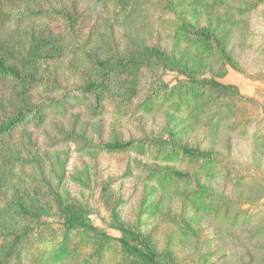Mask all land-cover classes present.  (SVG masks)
<instances>
[{
	"label": "rangeland",
	"instance_id": "rangeland-1",
	"mask_svg": "<svg viewBox=\"0 0 264 264\" xmlns=\"http://www.w3.org/2000/svg\"><path fill=\"white\" fill-rule=\"evenodd\" d=\"M0 58V264H264V0H0Z\"/></svg>",
	"mask_w": 264,
	"mask_h": 264
},
{
	"label": "trees",
	"instance_id": "trees-1",
	"mask_svg": "<svg viewBox=\"0 0 264 264\" xmlns=\"http://www.w3.org/2000/svg\"><path fill=\"white\" fill-rule=\"evenodd\" d=\"M204 36L207 39H212V36L209 34H204ZM0 72L5 74H12L14 76L19 77V74L12 67L6 66L3 59L1 58H0ZM96 87L97 85L90 84L88 88L92 90ZM15 122H16L15 120L10 121L8 124L0 128V132L8 131L13 127ZM124 146L125 145L123 144H114V145H110L109 147L112 149H117ZM181 150L184 154L191 157L204 158L205 156L207 157L209 156L207 153L201 152L198 149H194V148L182 147ZM75 222H80L82 224L91 226L85 221H83V219L81 218L69 220L70 224H73ZM118 229L122 231L125 236L122 238H117L116 240H118L121 243L125 251L130 252L133 256H135L136 259L140 261V264H162L159 258L157 257V255L147 247L146 243L142 239H140V235L138 232L127 229L125 227H118Z\"/></svg>",
	"mask_w": 264,
	"mask_h": 264
}]
</instances>
